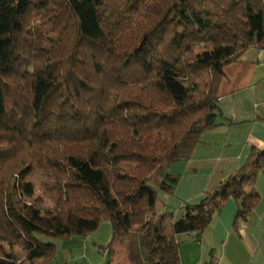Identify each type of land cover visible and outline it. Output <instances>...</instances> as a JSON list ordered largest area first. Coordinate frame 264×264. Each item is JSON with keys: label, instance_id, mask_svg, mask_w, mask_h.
<instances>
[{"label": "trees", "instance_id": "trees-1", "mask_svg": "<svg viewBox=\"0 0 264 264\" xmlns=\"http://www.w3.org/2000/svg\"><path fill=\"white\" fill-rule=\"evenodd\" d=\"M251 46L264 49V0H0V242L28 246L21 260L0 247V264L47 262L54 245L37 233L85 235L101 222L108 261L118 244L127 264H181L176 234L202 231L228 196L239 229L264 151L184 205L168 235L154 201L176 182L165 167L219 126L222 67ZM26 168L41 173L54 229L18 205Z\"/></svg>", "mask_w": 264, "mask_h": 264}, {"label": "crops", "instance_id": "crops-1", "mask_svg": "<svg viewBox=\"0 0 264 264\" xmlns=\"http://www.w3.org/2000/svg\"><path fill=\"white\" fill-rule=\"evenodd\" d=\"M216 96L219 126L200 135L189 158L170 164L168 173L177 175L172 191L156 192L155 223L161 234L170 233L184 205L198 204L241 167L252 150L264 151V49L251 46L225 64ZM253 187L259 199L239 229L233 226L238 203L228 196L202 231L176 234L181 264H264V167L257 171ZM244 189L249 190L250 184ZM85 235L94 244H106L111 225L101 222ZM68 255L66 263L74 259L71 250ZM107 256L103 249L85 247L78 257L85 258L80 264H102Z\"/></svg>", "mask_w": 264, "mask_h": 264}, {"label": "rangeland", "instance_id": "rangeland-1", "mask_svg": "<svg viewBox=\"0 0 264 264\" xmlns=\"http://www.w3.org/2000/svg\"><path fill=\"white\" fill-rule=\"evenodd\" d=\"M203 49V47L197 46L195 52L200 54L203 52ZM2 144L4 143H1V145ZM171 163L172 162L165 167L164 174L169 172L168 168ZM91 164L92 166H95L96 158L93 157ZM158 180L160 181V179ZM41 183L42 177L40 171L35 168H26L22 175L18 178V182L14 187V193L16 195V199L19 201V206H21L22 202L29 204L30 210L26 213L28 218L36 225H39V227L43 230L48 231L49 226L51 229L53 228V213L51 212L52 201L48 194L41 188ZM97 183L99 186H102V181L98 180V178ZM152 185L156 187L154 183H152ZM157 191H159V189H157ZM36 236L41 241L52 243L54 245V256L42 264H80L85 262V258L78 257L85 252V247H94L96 250H99L100 245H105L95 243L97 245L95 246V240L86 235L54 237L45 233H37ZM0 247L6 252H10L15 259L21 260L24 256H26L28 246L23 243L11 244L9 242L2 241L0 242ZM113 248L114 250L108 263L106 260L102 264H127L124 251L122 252V245L116 244ZM69 250L73 252L74 259L69 260V263H66L69 258Z\"/></svg>", "mask_w": 264, "mask_h": 264}]
</instances>
